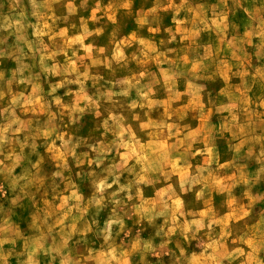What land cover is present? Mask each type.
<instances>
[{"label": "rangeland", "instance_id": "rangeland-1", "mask_svg": "<svg viewBox=\"0 0 264 264\" xmlns=\"http://www.w3.org/2000/svg\"><path fill=\"white\" fill-rule=\"evenodd\" d=\"M0 141V264H264V0H0Z\"/></svg>", "mask_w": 264, "mask_h": 264}, {"label": "clouds", "instance_id": "clouds-1", "mask_svg": "<svg viewBox=\"0 0 264 264\" xmlns=\"http://www.w3.org/2000/svg\"><path fill=\"white\" fill-rule=\"evenodd\" d=\"M0 143H2V141H0ZM109 186H110V185H109ZM97 203H99V201H97ZM116 222H117V221H110V222H109V228L111 227V224H112V223H116Z\"/></svg>", "mask_w": 264, "mask_h": 264}]
</instances>
